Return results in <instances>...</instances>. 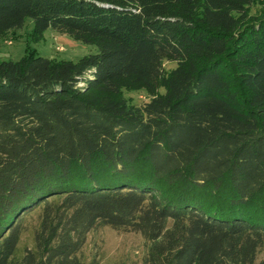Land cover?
<instances>
[{
	"label": "trees",
	"instance_id": "16d2710c",
	"mask_svg": "<svg viewBox=\"0 0 264 264\" xmlns=\"http://www.w3.org/2000/svg\"><path fill=\"white\" fill-rule=\"evenodd\" d=\"M27 18L97 53L0 62V264H98L99 227L141 234L143 264H256L264 0H0V38ZM122 80L163 93L132 106Z\"/></svg>",
	"mask_w": 264,
	"mask_h": 264
},
{
	"label": "rangeland",
	"instance_id": "374dc122",
	"mask_svg": "<svg viewBox=\"0 0 264 264\" xmlns=\"http://www.w3.org/2000/svg\"><path fill=\"white\" fill-rule=\"evenodd\" d=\"M261 7L256 2L251 13H258ZM32 36L33 22L30 18L25 20L21 29L3 35L0 38V62L19 61L26 57L28 49L51 61L72 63L97 53L96 46L76 41L69 35L59 34L51 29L44 32L40 41H34ZM164 67L169 70L175 64L167 62ZM159 93H163V89L152 92L139 84L131 85L124 80L119 82V97L132 106L140 107ZM23 242L28 247L32 245L30 231L23 236ZM150 246L139 233L99 227L87 235L80 254L84 260L95 259L98 264H143ZM261 260H264V249L258 255L256 264Z\"/></svg>",
	"mask_w": 264,
	"mask_h": 264
}]
</instances>
